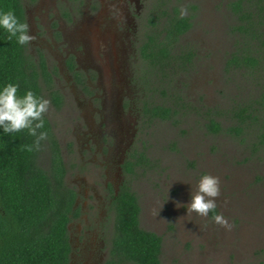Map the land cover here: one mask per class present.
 Segmentation results:
<instances>
[{
  "label": "rangeland",
  "instance_id": "obj_1",
  "mask_svg": "<svg viewBox=\"0 0 264 264\" xmlns=\"http://www.w3.org/2000/svg\"><path fill=\"white\" fill-rule=\"evenodd\" d=\"M65 1L26 0L28 30L33 37L28 47L34 57L47 60L54 73L53 87L64 93L66 102L57 107L43 84L49 100L46 114L69 172L67 182L80 191L81 202H86L88 193L91 201L96 200L94 192H86L93 183L92 169L106 171L101 166L102 153L95 152L96 145L90 142L95 154L85 148L83 131L98 126L101 119L106 123L111 119L116 126L111 129L112 137L124 152L132 147L144 149L156 163L153 169L134 177L132 186L139 196L141 226L163 237L162 264H264V148L255 149L251 135L241 140L229 132L213 133L206 126L209 118L220 112L223 115L217 119L224 128L233 125L228 110L258 92L244 74L225 70L236 44L232 29L236 18L229 7L233 0L178 3L193 18V27L182 41L190 43L197 56L192 70L178 78L177 89L199 111L186 108L177 122L156 121L146 128L140 124L143 89L136 76L137 47L145 30L144 7H137V0L127 6L122 1L118 7L116 0H85L63 7ZM139 1L142 6L152 3ZM71 56L78 60L80 70L99 71V81L92 80L96 88L92 93L73 80V70L65 65ZM107 58L115 61L116 78L131 80L123 95L103 89L109 75L102 69ZM111 154L116 160L122 152L118 149ZM42 157L47 165V152ZM204 173L219 178L216 212L228 220L230 229L214 223L211 212L208 217L194 212L187 215L190 192ZM99 182L96 180L97 185ZM95 213L71 225L75 264L85 262L81 251L91 257L87 245L92 246L91 261L96 262L101 244L109 240L107 216Z\"/></svg>",
  "mask_w": 264,
  "mask_h": 264
},
{
  "label": "trees",
  "instance_id": "obj_2",
  "mask_svg": "<svg viewBox=\"0 0 264 264\" xmlns=\"http://www.w3.org/2000/svg\"><path fill=\"white\" fill-rule=\"evenodd\" d=\"M181 0H152L139 45L137 81L143 89L140 124L175 121L181 112L198 110L177 89L178 78L194 67L196 49L182 41L193 27V18L180 16ZM229 7L236 22V44L225 70L241 72L258 90L249 100L232 106L234 124L224 128L217 118L206 126L213 133L229 132L246 140L255 138V149L264 148V0H233ZM13 9L27 23L25 0H0V9ZM29 44L18 45L0 29V84L18 83V95L27 90L44 96L50 89L53 103L62 97L53 89L52 76L43 56L35 58ZM193 105V106H192ZM199 111V110H198ZM48 138L39 150L27 151L35 137L27 130L4 135L0 129V264H70L72 244L69 224L75 213L76 192L67 181V166L53 125L44 114ZM48 154V164L42 155ZM156 163L146 150L132 147L123 169L125 182L116 197L114 234L105 264H162L163 237L141 226V205L132 180Z\"/></svg>",
  "mask_w": 264,
  "mask_h": 264
},
{
  "label": "flooded vegetation",
  "instance_id": "obj_3",
  "mask_svg": "<svg viewBox=\"0 0 264 264\" xmlns=\"http://www.w3.org/2000/svg\"><path fill=\"white\" fill-rule=\"evenodd\" d=\"M35 1V0H29V2ZM124 1L126 6L127 4H132L131 0H116L117 4L116 7H118L121 2ZM135 1V0H134ZM144 1V0H143ZM152 1V0H151ZM85 2V0H66L63 4V7H72L71 4L74 6V4H82ZM140 1L137 0V7H144V27L146 26V20L147 16L149 13V7L151 6L150 3H145L143 6L139 3ZM71 3V4H70ZM134 8H135V4ZM25 7H26V0H25ZM26 9V8H25ZM67 13H65L66 15ZM113 14H115L116 18L119 15L118 11L115 9L113 11ZM135 31V30H134ZM145 30H143L144 32ZM125 35V34H124ZM143 36V35H142ZM142 38V37H141ZM125 40V39H124ZM140 41L137 47V50L139 49ZM132 51V48H131ZM138 57H139V52H138ZM39 59L40 57H35ZM46 60V59H45ZM134 60H135V51H134ZM47 62V60H46ZM66 66H68V69L73 70V80L77 82L80 85H83V87L88 88V90L92 93L95 91L96 88L93 87L92 80H98L97 76H99V71L95 72L91 70V73H89L90 70H87V68H82L85 71L80 70V64L78 63V60L74 57L71 56V58L68 60L66 59L65 62ZM98 65V64H97ZM100 66V65H99ZM115 61L112 62L110 59L107 58L106 65L103 66V70L107 71L109 73L108 79H106V82L104 81L105 85L103 87L104 91H118L121 92L123 95V92L126 91V89L129 88V82L131 81L130 79H118L116 78V72H115ZM51 76H52V86H53V78H54V73H52V70L48 67ZM75 70V71H74ZM97 78V79H96ZM105 80V79H104ZM99 81V80H98ZM126 81V82H125ZM135 84V82H134ZM53 89L57 90L61 97H62V103H65V97L64 93L60 92L58 89L54 88ZM50 93V89L48 90ZM95 94V93H94ZM93 94V98L96 96ZM51 100L52 96L50 95ZM107 98L109 95L106 96ZM53 102V100H52ZM106 107V106H105ZM107 108V107H106ZM107 110L110 112V109L107 108ZM106 117V115H105ZM51 121V120H50ZM52 123V122H51ZM53 125V124H52ZM116 128V126L113 124L112 120L110 119L109 122L106 123V119H101L100 123L98 126H94L88 131H83L86 134V143L88 146L87 149L92 152L91 144L90 142L94 143L96 145V150L95 152L102 153V161L101 166L106 168V171L101 173V171L92 169V175H93V183L90 187L86 189V192H94L91 195L96 198V200L91 201V197L89 196L90 194H86V202H81V197H80V191L72 184L68 183V185L75 190L77 196H76V201H75V213L74 216L72 217V220L69 224V233H70V240L72 244V252H71V259H70V264H75L76 260V245L73 244V239H72V234H71V225L73 222L77 219H81L84 217H88L89 215H93L94 212L102 213L107 216L105 222L107 221V224L105 226L106 234L110 235L108 242L102 243L100 246L99 251H97V255L99 256V259L95 261H91L92 259V251L90 250V245H87L89 249V254L91 257L89 258L87 252L81 251V258L85 261L84 264H105V262L108 260L109 255H110V243L114 234V221H115V204L114 201L116 197L119 195L121 188L125 182V173L123 169V164L125 162V154L127 151L124 152V149L120 147V144L117 141V138L114 139L113 136V130ZM54 129V128H53ZM113 129V130H111ZM81 130V128H80ZM122 152V155L120 157H117L116 160L112 159V152L114 150H118ZM124 152V153H123ZM95 154V153H93ZM107 156L110 157V160L107 159ZM111 161V162H110ZM69 172L66 174V181H68L67 176ZM101 177H105L106 179H101ZM97 181H100L99 185L96 183ZM88 186V185H87ZM86 186V187H87ZM95 213V214H96ZM94 214V215H95ZM85 218V219H86ZM95 218V217H94ZM100 226L103 227V223H100ZM101 247H105V251L101 250Z\"/></svg>",
  "mask_w": 264,
  "mask_h": 264
},
{
  "label": "clouds",
  "instance_id": "obj_4",
  "mask_svg": "<svg viewBox=\"0 0 264 264\" xmlns=\"http://www.w3.org/2000/svg\"><path fill=\"white\" fill-rule=\"evenodd\" d=\"M180 16L186 15V9H180ZM0 29L7 33V39H15L18 45H27L33 39L29 34L28 25L22 22L11 8L0 9ZM18 83L0 84V129L4 135L27 130L28 135L35 137L32 145H26L27 151L39 150L41 141L48 138L45 128L44 114L48 110L49 100L27 90L22 96L18 95ZM220 195L219 178L204 173L197 181L195 190L190 192V201L186 204L187 215L196 213L208 217L213 213L211 220L230 229L228 220L216 212V198Z\"/></svg>",
  "mask_w": 264,
  "mask_h": 264
}]
</instances>
